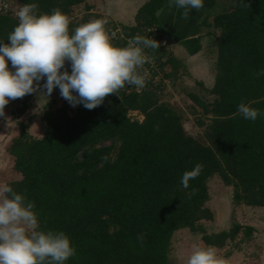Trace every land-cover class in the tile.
<instances>
[{
	"label": "trees",
	"instance_id": "trees-1",
	"mask_svg": "<svg viewBox=\"0 0 264 264\" xmlns=\"http://www.w3.org/2000/svg\"><path fill=\"white\" fill-rule=\"evenodd\" d=\"M9 1L19 6L34 2L38 14L59 10L67 19L74 6L85 2ZM164 2L146 0L137 18L156 22ZM207 16L219 29L209 89L214 97L206 103L191 95L207 116L203 141L186 133L180 113L159 100L160 87L154 84L127 94L119 89L91 110L77 104L72 114L65 105L52 108L47 101L39 137L27 131V122L18 123L19 134L8 151L20 177L6 184L33 203L42 230L68 235L76 254L65 264H168L172 234L181 228L201 232L202 241L216 247L240 232L242 239L251 236L250 225L234 221L208 234L199 221L213 216L205 203L207 180L215 174L232 187L234 204L264 207V115L252 121L237 111L245 102L264 113V76L257 75L264 71V0H234L230 9ZM68 21L70 33L90 22ZM17 22L0 12V41L8 43ZM139 24L123 25L124 33ZM153 53L165 57L162 65L180 66L161 45ZM33 93L20 97L21 105L12 112L26 111ZM130 111L142 118L133 119ZM197 164L201 171L186 189L180 178Z\"/></svg>",
	"mask_w": 264,
	"mask_h": 264
},
{
	"label": "clouds",
	"instance_id": "clouds-1",
	"mask_svg": "<svg viewBox=\"0 0 264 264\" xmlns=\"http://www.w3.org/2000/svg\"><path fill=\"white\" fill-rule=\"evenodd\" d=\"M169 6L182 9L181 15L187 19L192 9L204 6V0H169ZM15 16L18 22L8 34V43L0 41V116L10 100L33 93L42 80L47 95L58 88L60 96L72 106L82 104L89 110L126 84L137 90L145 87L148 72L139 70L150 62L144 50L157 48L156 39L138 34L126 46H117L102 20L82 24L70 33L64 14L59 10L38 14L34 2L20 6ZM66 61L71 71L65 67ZM257 75L264 76V71ZM237 111L252 121L264 115L245 102L238 105ZM201 168L197 164L186 170L181 185L189 188L190 180L199 175ZM33 209V203L26 202L22 193L10 184H0V264H65L76 254L63 231L40 228ZM186 264L221 262L212 246L194 245Z\"/></svg>",
	"mask_w": 264,
	"mask_h": 264
},
{
	"label": "rangeland",
	"instance_id": "rangeland-1",
	"mask_svg": "<svg viewBox=\"0 0 264 264\" xmlns=\"http://www.w3.org/2000/svg\"><path fill=\"white\" fill-rule=\"evenodd\" d=\"M97 3L98 7H96ZM216 3L217 8L214 11L218 12L230 9L234 0H216ZM12 4L19 7L15 3ZM111 4V0H109L107 6L110 12L111 6L113 8ZM102 10L100 0H85L84 3L72 8L68 19L74 23L96 19L102 20L105 21L104 28L106 29L107 24L116 22L109 15L102 13ZM115 10L120 11L117 7H115ZM208 19L211 20L210 16H208ZM213 28L211 35L210 33H207L209 36L202 34L203 47L197 56L193 57L194 59L187 57V63L178 66L177 69L174 67L175 63L160 65V81L154 84L160 87L159 100L172 105L180 113L186 133L201 141H203L207 116L202 114L201 107L193 102L191 95H197L206 103L214 97L209 93V89L214 83L216 71L214 36L219 32V29ZM166 43L163 46L168 55H171ZM161 59L163 61L165 57ZM66 68L71 71L70 64ZM38 83L41 87L31 96L26 111L20 114L12 112L14 107L21 105L19 98H16L5 105L4 114L0 116V184H6L8 181L20 177L13 166V156L8 151L11 139L19 134L18 123L27 122V131L32 136L39 137L43 132V122L40 115L45 102L49 101L52 108L65 105L70 114L75 108V106L65 102L64 98L60 96L58 88L47 95L45 93L46 89L42 87L43 80ZM129 115L133 119L140 120L142 118V115L137 111H130ZM200 121L204 124L200 125ZM207 187L209 197L205 205L211 210L213 216L211 219H201L199 221L203 231L210 234L225 230L235 221L241 225L252 226L251 236L248 239H242L243 234L240 232L232 241L226 242L222 247H216L205 244L201 239V232H192L187 228L178 229L171 237L168 264H186L194 245L200 247L212 246L221 264H264V207L234 204L232 202V187L225 185L216 174L207 180Z\"/></svg>",
	"mask_w": 264,
	"mask_h": 264
},
{
	"label": "crops",
	"instance_id": "crops-1",
	"mask_svg": "<svg viewBox=\"0 0 264 264\" xmlns=\"http://www.w3.org/2000/svg\"><path fill=\"white\" fill-rule=\"evenodd\" d=\"M100 1L102 13L109 15L119 25L134 26L137 20L144 23L141 18H137V14L146 0H111L114 8L111 6V12L107 6L109 0ZM216 4V0H204V6L199 10L192 9L187 19L181 15L182 9L169 6V0H165L163 6L157 10L156 23L167 33L166 45L171 51L170 56L178 59L174 58L180 66L187 63V57L193 58L200 52L203 47L202 34H212L211 30L214 28L210 25L211 20L209 21L207 15L217 8ZM98 6L97 3L96 7ZM115 7L120 11H116Z\"/></svg>",
	"mask_w": 264,
	"mask_h": 264
},
{
	"label": "built area",
	"instance_id": "built-area-1",
	"mask_svg": "<svg viewBox=\"0 0 264 264\" xmlns=\"http://www.w3.org/2000/svg\"><path fill=\"white\" fill-rule=\"evenodd\" d=\"M20 7V6H19ZM12 4L9 0H0V12L1 13H7L14 17L15 11L19 8ZM110 23V22H109ZM106 32L109 34L111 40H118L121 44L120 47L126 46L129 39L136 35L141 36H148L156 39L159 43L158 45L163 46L167 39V33L158 25L156 22L151 23H141L137 25L136 29L131 34H125L123 31V27L119 25L118 23H110L106 25ZM115 35H112V34ZM146 54L151 58L149 63H146L142 69L139 71L143 72L144 70H147L148 77L146 78V85L144 88L137 90V88L134 85H125L122 90L124 93H130V92H139L144 89L149 88L151 85L155 84L156 82L160 81L161 76V67L162 65V59L154 55V49H145L144 50ZM162 84V83H161Z\"/></svg>",
	"mask_w": 264,
	"mask_h": 264
},
{
	"label": "water",
	"instance_id": "water-1",
	"mask_svg": "<svg viewBox=\"0 0 264 264\" xmlns=\"http://www.w3.org/2000/svg\"><path fill=\"white\" fill-rule=\"evenodd\" d=\"M69 64H70V62H67V61H66L65 67H66V66H68ZM110 94H113V95H115V92H113V93H110Z\"/></svg>",
	"mask_w": 264,
	"mask_h": 264
}]
</instances>
